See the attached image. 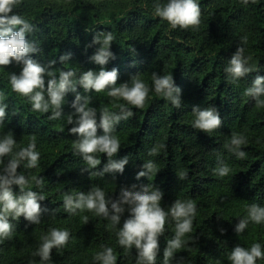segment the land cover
Instances as JSON below:
<instances>
[{"label":"trees","instance_id":"trees-1","mask_svg":"<svg viewBox=\"0 0 264 264\" xmlns=\"http://www.w3.org/2000/svg\"><path fill=\"white\" fill-rule=\"evenodd\" d=\"M155 3L156 0H22L15 9L36 27L29 38L37 41L41 49L33 58L42 65L56 59L57 70L73 71L74 78L82 71L98 72L101 66L90 58L100 45H88L97 33L112 32L110 50L116 58L105 67L109 71L118 69L117 85L130 82L131 76L139 73L152 88L153 72L172 74L181 89L182 106L174 107L154 89L144 107L138 109L109 97L106 91L85 93L79 88L82 95L92 97L89 106L98 112L105 108L119 113L124 105L134 113L116 125L121 149L115 158L129 157L123 174L91 177L84 171L87 165L82 157L75 152L73 142L78 137L70 133L73 125H68L64 117L49 119L51 112L33 111L28 98L11 90L10 73L19 74L21 67L15 63L0 67V102L9 106L0 135L13 132L18 148L35 139L40 152L38 167L25 170L21 166L18 171L44 179L39 186L33 181L30 189L44 195L40 204L47 209L39 224H31L24 217L11 221V238L0 241V264H40L35 253L42 237L52 228L67 229L71 238L65 247L53 249L47 264H99L94 257L104 247L113 248L116 264H136L135 249H125L118 243V230L128 218L127 212L121 225L115 226L94 212L85 210L72 215L65 211V192L87 193L93 185L116 199L121 187L152 183L164 193L165 209L176 199L194 200L197 214L192 232L171 264H180L181 260L182 264H231L228 257L238 245L250 248L260 243L264 250V223L250 222L243 233L235 231L239 220L247 216L250 204L264 207V107H256L255 100L244 95L257 75L264 76V0H249L247 5L241 0H197L201 23L198 29L186 30L173 29L156 16ZM238 47L252 57L253 71L231 81L224 69ZM66 53H71V59L61 64L59 58ZM74 99L75 95L68 93L63 106L65 116L74 112ZM196 106L216 108L223 121L221 128L212 133L193 128L192 111ZM234 132L247 138L241 149L246 153L243 159L226 147ZM157 144L163 147L150 156L149 150ZM97 158L101 160L98 170H102L108 157L98 153ZM148 160L154 161L158 173L151 180H137V173ZM218 161L231 168L228 176L214 174ZM14 191L19 194L20 190L14 187ZM174 232L175 225L170 220L159 238L156 264H163L167 240ZM257 264H264V259H258Z\"/></svg>","mask_w":264,"mask_h":264},{"label":"clouds","instance_id":"clouds-1","mask_svg":"<svg viewBox=\"0 0 264 264\" xmlns=\"http://www.w3.org/2000/svg\"><path fill=\"white\" fill-rule=\"evenodd\" d=\"M247 5L249 0H241ZM22 0H0V67L7 68L15 63L21 67L19 74L11 72L9 76L11 90L28 98L32 110L49 113L51 120L66 118L70 133L78 138L73 142L75 152L82 157L87 167L84 171L90 176L104 177L105 174H123L129 157L116 159L121 149V143L115 135L116 125L134 115L133 111L124 105L120 112H110L105 108L98 110L90 107L92 97L85 93L107 92L113 99H122L134 108L142 109L154 89L157 95L163 96L174 107L182 106L181 89L176 86L173 75L151 74L152 88L141 78V74L131 76L130 82L117 85L118 69L107 70L106 65L116 57L110 50L114 41L112 32H100L93 38L92 45H100L90 58L101 66L98 72L93 70L82 71L78 78L73 71L55 67L57 60H50L42 65L33 58L41 53L37 41L30 39L36 31L35 25L30 23L21 14L15 11ZM155 15L166 21L173 29H198L201 23V8L197 0H166L154 4ZM246 40V38H244ZM245 49L238 47L228 61L224 71L231 81H237L248 76L253 69L250 67L251 56H246ZM71 53L60 56L61 64L68 63ZM57 71L59 75L57 76ZM68 93H73L75 99L71 104L74 112L67 116L63 113ZM244 95L255 100L256 107H264V76L257 75L251 86L246 88ZM9 106L0 102V127L4 126L9 115ZM195 119L193 128L205 133H212L222 126V119L214 107H194L192 111ZM15 115V113H13ZM102 130V134L100 133ZM247 144L243 134L232 133L228 150L243 159L246 153L242 146ZM163 145H155L149 150V155H156ZM106 154L107 163L102 170H98L101 160L97 154ZM40 152L37 151L35 139L26 147L17 146L15 134L11 131L0 135V241L10 239L14 225L12 220L24 217L31 224H39L42 215L47 209L42 208L40 201L45 200L43 194L30 189L33 181L37 186L42 185L44 179H36L25 171L20 172L21 166L25 169L38 167ZM214 174L223 178L229 175L231 168L223 161H218ZM157 166L152 160L144 162L142 170L137 173L136 179L147 177L151 180L156 175ZM183 178V177H181ZM19 188V194L14 191ZM28 189V190H26ZM164 193L154 184H133L120 188L119 197L113 199L97 185L85 193L82 191L65 192L63 207L69 214L75 215L85 210L94 212L110 221L111 225L120 226L124 214L128 218L123 221L118 230V243L125 249H135L136 264H156L159 253V238L165 234L166 224L171 220L175 225V232L167 240L164 250L163 264H171L187 241L185 237L192 232L197 206L194 200L176 199L167 209L162 207ZM87 221V216L83 217ZM264 223V207L252 203L247 209V216L239 220L235 227L237 234L245 231L249 223ZM223 229L221 232L223 233ZM71 238L67 229L52 228L42 237V242L35 253L40 257V264H47L51 260L53 249L65 247ZM94 259L99 264H116V256L112 247H104ZM231 264H257L258 259H264V250L260 243H254L250 248L236 246L228 257ZM182 264V260L180 262ZM219 264V261L217 262Z\"/></svg>","mask_w":264,"mask_h":264},{"label":"rangeland","instance_id":"rangeland-1","mask_svg":"<svg viewBox=\"0 0 264 264\" xmlns=\"http://www.w3.org/2000/svg\"><path fill=\"white\" fill-rule=\"evenodd\" d=\"M51 2H63L64 0H49ZM91 2H102V1H105V0H89ZM107 1V0H106ZM111 1H114V2H119V1H123V0H111Z\"/></svg>","mask_w":264,"mask_h":264}]
</instances>
